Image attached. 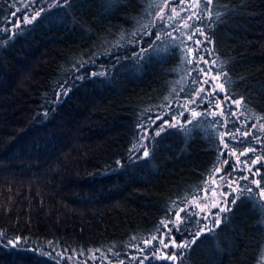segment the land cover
<instances>
[{
	"label": "trees",
	"instance_id": "trees-1",
	"mask_svg": "<svg viewBox=\"0 0 264 264\" xmlns=\"http://www.w3.org/2000/svg\"><path fill=\"white\" fill-rule=\"evenodd\" d=\"M22 1L0 0V20ZM154 1L69 0L41 11L27 29L21 22L22 35L11 17L12 38L0 37V237H18L26 247L0 246V264H68L63 252L140 246L223 166L229 151L218 156L221 131L199 125L138 145L137 126L177 99H192L199 82L195 72L180 71L176 34H148L160 11ZM208 38L228 100L264 118V0H213ZM255 134L257 140L238 138L243 146L226 142L235 151L255 149L252 160L257 150L264 153V131ZM258 168L264 188V164ZM243 175L235 174L237 194ZM232 200L231 194L218 225L194 239L190 230L203 220L180 212L187 230L174 231L190 243L179 259L143 264H264V197Z\"/></svg>",
	"mask_w": 264,
	"mask_h": 264
},
{
	"label": "rangeland",
	"instance_id": "rangeland-1",
	"mask_svg": "<svg viewBox=\"0 0 264 264\" xmlns=\"http://www.w3.org/2000/svg\"><path fill=\"white\" fill-rule=\"evenodd\" d=\"M57 0H50L49 7L51 5H55ZM30 0H23L22 3L17 6V9L24 8L29 6ZM154 4L160 9L159 13L153 17L152 24L149 22L148 34L154 35L157 37H172L175 34L178 36V40L176 41L179 49L184 50V55L182 58V65L180 66V71L184 77L188 76L189 71H195L196 61L202 56L203 59L200 60L199 67L203 69V73L201 75H197L199 77V82L197 84L196 91L194 93V97L184 102L183 100L177 99L174 103V106L165 107L162 112H159L152 118L150 121H146L143 124H148L151 127V121L156 120L158 115L163 116L165 120L168 121V124H173L174 122L178 123V125L182 126L184 130H190L196 126H202L209 129L212 133L220 132V136L223 144H227L226 139L235 136L237 139L243 136L244 133H248V136H252L257 140L255 132H263L264 131V118L258 116V118H253L250 116L241 105L232 103L236 100H228L225 99L224 91L219 90V86L222 85V74L215 73L214 67L212 65L210 51V45L204 40V37H208V18H209V7L204 4V0H179L177 3H173L172 0H155ZM195 5V7H193ZM45 8H41L39 4L35 7L31 8V11H26L23 13H19L18 15H13L17 17L14 22V26L17 25V21L19 24L21 22L25 23V17H27L28 21H32V14L36 11H43ZM175 9V11H173ZM195 13V16H193ZM202 13V14H201ZM163 17V19H161ZM191 17V19H190ZM196 17H200L197 19ZM147 19V18H146ZM6 29V28H5ZM199 29V31H198ZM203 32V36L200 35V32ZM198 35V37H197ZM191 37V39H189ZM200 41V47L205 49L202 52H197V47L195 41ZM171 43H174L171 41ZM170 43V44H171ZM191 49L189 53L187 50ZM191 60V63L188 61ZM206 61L207 63H205ZM101 68V67H97ZM97 70H90V74L93 75L97 73ZM207 80L208 83H204ZM181 81H185L181 78ZM210 85L216 86V91H213ZM223 86V85H222ZM69 90V85L67 87H63L60 90L61 93H65V91ZM208 95V99L211 101V107H209V103L201 104V98ZM199 94V95H197ZM227 101L229 103L227 104ZM225 105L227 106L224 109ZM235 106V107H232ZM175 108H178L179 112L176 113ZM225 110L230 111V117L232 120H229V116L225 113ZM183 112V115H181ZM192 112L197 113L198 115L195 118H192L190 114ZM207 113V114H205ZM234 113V115H233ZM223 117L226 122L222 120ZM192 119V123L185 124V121ZM250 120H253L250 122ZM160 121L157 120V124ZM222 124L220 126L219 124ZM227 124H235L229 129L227 128ZM237 129L239 130L237 132ZM152 135L151 130L148 131V137L150 138ZM146 138L141 134L139 136V144L143 146L147 144ZM227 150H233L229 144H227ZM235 151V150H234ZM244 151V150H241ZM241 151H235L236 156H240ZM134 153L136 151L134 150ZM249 153L245 156H240L239 164L241 167H245L244 162L247 161V165L251 167V172H247V168H245V173L250 177L251 173H254L256 169L259 167V164H264V153L257 150V154L254 156L260 157V162L256 165H252V160L249 158ZM244 158V160L242 159ZM225 160L228 161L225 164ZM235 157L225 156L222 165L219 169V172H216L209 179L206 188L203 192L196 197L188 199L180 209H186L188 212L193 213L196 217L197 214L199 216V220H203V224L198 226L199 224L194 226L193 230H190V235L194 239L196 233H200L201 231L208 230L212 228V226L216 223L217 219L222 212L219 211L220 208H227V201L230 194V189L226 186L229 181H231L232 188H238L239 186V178H231L227 174L228 164L231 166ZM232 162V163H230ZM226 166V170H225ZM260 170V169H259ZM223 177V179H221ZM258 179V177H255ZM214 190V191H213ZM264 197V195H263ZM215 205V206H214ZM179 209V213H180ZM219 213V215H217ZM207 217V219H204ZM176 219V216L171 221H164V227L161 232L159 231L153 237H156V240H147L151 241V243L146 244L144 241L142 245L137 247H132L128 251L125 252H114L103 249H95L91 250L88 253H67L63 252L61 254V259L67 262L68 264H135L136 262L143 263L152 259L153 250L157 247L158 240L163 235V241L165 244L169 243V239L166 235L167 229H172V236L174 239L176 238L173 233H175L174 228L172 227L173 221ZM177 223H181L180 215ZM166 225V227H165ZM190 243L189 240L178 241L175 239V244L177 247H168L164 249L162 246L160 247V251L156 252L155 255H161L163 252H166L169 256L173 254L176 255V260L179 259V255L183 252L185 247ZM184 244L185 247L181 248L179 245ZM40 246V245H39ZM41 246H43L41 244ZM140 249H144L143 252ZM45 252L46 249H43ZM145 256H148V259H144Z\"/></svg>",
	"mask_w": 264,
	"mask_h": 264
},
{
	"label": "snow or ice",
	"instance_id": "snow-or-ice-1",
	"mask_svg": "<svg viewBox=\"0 0 264 264\" xmlns=\"http://www.w3.org/2000/svg\"><path fill=\"white\" fill-rule=\"evenodd\" d=\"M69 2V0H57V3L55 5H51V7H49L50 4V0H30V4L27 7L24 8H20V9H15L14 12L9 14V17L5 20H0V37H5V38H12L13 35V30L11 28V17L13 15H15V12H26V11H31L32 7H35L37 4H39L41 6V8H45L47 7L49 11H51L52 7H65L66 4ZM173 3H177L179 2V0H172ZM213 3V0H204V4L206 6H211V4ZM193 7H195V5H193ZM173 11H175V9H173ZM41 12L40 11H36L32 14V18L33 20L36 19V17L40 16ZM193 16H195V13H193ZM197 19H200V17H196ZM161 19H163V17H161ZM191 19V17H190ZM30 23V21H28L27 17H25V29H27L28 24ZM9 25V27L7 29H5L4 27H2V25ZM199 31V29H198ZM16 35H22L23 34V30L19 29V21H17V31L15 33ZM200 35L203 36V32H200ZM159 37H157L158 39ZM189 39H191V37H189ZM204 40L210 45L211 44V40H209L208 37H204ZM196 43V47H197V52H202L205 49H202L200 47V41L197 40L195 41ZM177 51L180 53L181 56L184 55V50L183 49H177ZM189 53L191 52V49L187 50ZM141 55H143V53H141ZM203 57L201 56L197 61H196V68L195 71L197 72V75H201L203 73V69H201L199 67L200 64V60H202ZM189 63H191V60L188 61ZM205 63H207L206 61H204ZM77 79H80L79 77ZM204 83H208L207 80L204 81ZM210 87L212 88L213 91H216V86L210 85ZM219 90L220 91H224L223 86H219ZM64 95H67V91H65ZM199 95V94H197ZM208 95L209 94H205L204 97L201 98V104L204 103H209V107H211V101L208 99ZM225 99H228L227 96H225ZM241 101L240 100H236L233 101L232 103L234 104H239ZM60 103V96H59V92L57 91L56 93V98L55 100L52 102V106L53 108H55L56 104ZM207 114V113H205ZM46 116V113L44 114ZM181 115H183V112H181ZM198 114L195 112H192L190 114V116L192 118H195ZM234 115V113H233ZM157 120L160 121L159 124H157ZM188 123H192V119H189L187 121H185V124ZM264 127V126H262ZM149 129L152 132V137H160L161 135L168 133L169 131H171L172 129H177L178 131H180L183 134V128L181 126L178 125V123L174 122L173 124H168V121L164 119L163 116L158 115L156 117V120L151 121V127L148 124H143V125H138L137 126V135L140 136L141 134L143 135L144 138L146 139H150L148 137V131ZM239 130L237 129V132ZM244 138H246L248 136V133H244L243 134ZM221 138L217 137V141H219ZM230 142L237 145V146H243L244 145V139H237L235 136L230 137ZM224 150H227V144H220L219 148L217 149L218 152V156H223ZM131 151V150H130ZM255 151V149L253 148H246L244 151H241L240 156H245L247 155L248 152H253ZM229 157H235V160L233 161L232 165L226 170L227 174L229 176H231L233 179H235V174L239 171V172H245V168H247V172H251V167L247 165V161L244 162L245 167H241L239 164V160H240V156H236L235 155V151L231 150L228 152ZM148 156V152L145 150L142 154L140 158H146ZM130 160H135L136 157L134 156H130L129 157ZM260 162V157L256 156L253 160H252V165H256L257 163ZM228 161L225 160V164H227ZM215 171L219 172L220 169L217 168ZM261 175L259 168L256 169V171L254 173H252V176L254 177L253 179H249V176L247 175V173H245V175H243L241 177V179H243L244 181H246L245 186L240 189L239 194H237V189L236 188H232V184L231 181L228 182V184L226 185L229 189H230V194L233 195V200L232 203L233 205H235L236 200L240 199L241 197L243 198H248V199H252L255 200L257 202H259L260 200V196L264 195V188H260V181L259 179L255 178V177H259ZM221 179H223V177H221ZM253 186H255L256 191H253ZM239 187V186H237ZM214 191V190H213ZM215 206V205H214ZM225 209L224 208H220L219 211L223 212ZM180 212H185V215L189 218H191V216L193 215V213L186 211V209H180ZM172 212L171 210H169V215H171ZM219 215V213L217 214ZM204 219H207V217H204ZM179 220V212L176 213V219L173 221L172 227L176 230V232L178 234H180L181 236H183L184 231H186L187 229L185 228L184 231H182L181 229V224L177 223L176 221ZM197 222H199V216L197 214ZM181 223H186V222H181ZM217 225L219 223V220L217 219L216 221ZM166 227V225H165ZM191 234V233H190ZM200 233H196V235L198 236ZM163 235L162 237L158 240L157 242V247L153 250L152 258L154 260H159V259H167L170 261H175L176 260V255L173 252L172 255H168L166 252H163L161 255H155L156 252L160 251V247L162 246L164 249H167L168 247H177V245L175 244V239L172 236V229H167L166 235L169 239V243L165 244L163 241ZM153 240H156V237L152 238ZM194 242V241H193ZM146 244L151 243V241H146ZM0 246H7L10 248H21L23 249L24 247H26V241H21L18 237H13L11 241L7 240L4 237H0ZM179 247L183 248L185 247L184 244L179 245ZM141 252L144 251V249H140ZM148 256H145L144 259H148ZM141 264H143V260L141 261Z\"/></svg>",
	"mask_w": 264,
	"mask_h": 264
},
{
	"label": "bare ground",
	"instance_id": "bare-ground-1",
	"mask_svg": "<svg viewBox=\"0 0 264 264\" xmlns=\"http://www.w3.org/2000/svg\"><path fill=\"white\" fill-rule=\"evenodd\" d=\"M156 233H158V232H156ZM156 233H153L152 235L148 236V237H147L148 239L143 240L142 243H141L140 245H142L144 241L151 240V238L153 237V235H155ZM200 233H201V232H200ZM173 235L176 237L175 239L178 238L176 232L173 233ZM196 236H197V235H196ZM151 260H154V259L152 258V259H150V260H148V261H151ZM159 260H166V259H159ZM63 261H64V260H63ZM59 262H60V261H59ZM139 264H141V263H139Z\"/></svg>",
	"mask_w": 264,
	"mask_h": 264
}]
</instances>
